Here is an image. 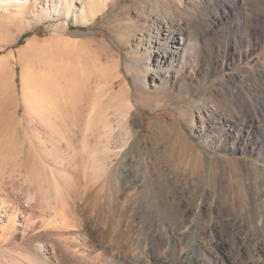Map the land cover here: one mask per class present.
Returning a JSON list of instances; mask_svg holds the SVG:
<instances>
[{
    "label": "rangeland",
    "instance_id": "374dc122",
    "mask_svg": "<svg viewBox=\"0 0 264 264\" xmlns=\"http://www.w3.org/2000/svg\"><path fill=\"white\" fill-rule=\"evenodd\" d=\"M50 2L46 4L50 5ZM72 2L74 10L80 6V0ZM104 3L105 8L89 23L80 17L38 18L36 13L42 4H36V10L6 5L11 8L8 13L0 8V206L3 204L9 210L15 208L18 213L12 227L3 212L0 214V264H127L108 246L110 233L117 231L115 225L121 222L119 213L128 209L132 218L141 223L137 237L129 242L134 241L131 245H140L139 248L168 219V208L159 205L151 180L155 184L169 176L176 182L178 190L185 188L186 192L192 187L193 195L190 196L192 193L188 191L184 200L187 203L196 200L198 208L205 205L217 207L219 203L229 206L230 197L237 206L253 207L243 202L244 193L259 188L264 194V186L257 185L263 176L264 148L262 152L243 151L231 146V137L223 142L209 140L202 143L197 131L199 114L195 111L193 115L191 104L206 86L220 82L226 73L241 70L250 59L233 65L226 60L222 72L209 78L203 76V81L188 80L146 88L134 75L133 66L138 57L143 66L151 65L146 58L149 26L155 17L154 9L161 10L159 0H107ZM64 19L68 20V25L63 26ZM219 39L224 40V37ZM216 41L205 47L203 57L209 59V54H215ZM164 45L168 46L162 42L161 47ZM70 48L75 49L77 59L82 58L79 65L75 56L69 59L73 53L70 50L69 55ZM259 54L257 52L253 57ZM71 60L77 64L79 72L82 73L85 67L90 71L81 77L79 72L77 78L74 76L77 82L74 81L72 94L69 87L73 86L71 81L74 78H70L73 76L69 75L70 69L67 70L73 64ZM106 60L114 63L118 70L110 80L97 69ZM91 62L95 68L89 66ZM65 64H69L68 67ZM185 66L188 70V65ZM24 79L27 80V92ZM107 83L112 85L111 89L123 84L130 88L127 99L131 108L124 128H110L109 131L101 124L104 112L112 115V120L116 117L115 102L110 101L111 91ZM70 97L73 101L68 99ZM40 98L46 99L45 109L39 106L42 103ZM70 102H73L72 108L68 107ZM203 114L209 118L206 112ZM256 130L258 134L254 128V133L249 135V128H244L240 139L249 136L254 140L262 134L258 126ZM109 139L113 153L110 149L111 153H106ZM123 147L125 158L116 161V150ZM191 150L210 153L214 157L212 164L206 163L205 169L199 171L195 159L190 156ZM252 160L262 167L249 168ZM209 172L211 180H206ZM250 172L253 175L249 178H260L249 179ZM212 176L213 179L215 176L224 177L223 182L216 183ZM106 178L111 180L107 181L98 203L94 204L85 194L86 198L81 196L84 190L81 188L87 181L100 183ZM118 179L126 183L123 198L118 197ZM134 183L139 186L134 188ZM169 186L164 188L172 189ZM205 193L208 194L206 197ZM126 199L131 200L130 204ZM260 205H264V199ZM23 211L34 221L33 227L23 225L26 220L21 215ZM70 212L74 215H69ZM63 217L68 218V222ZM195 217L192 215L190 219ZM215 220L213 217V222ZM227 245L221 250L225 254L231 252Z\"/></svg>",
    "mask_w": 264,
    "mask_h": 264
},
{
    "label": "bare ground",
    "instance_id": "6f19581e",
    "mask_svg": "<svg viewBox=\"0 0 264 264\" xmlns=\"http://www.w3.org/2000/svg\"><path fill=\"white\" fill-rule=\"evenodd\" d=\"M105 1L107 0H80V6L74 10L71 6V3H73L72 0H51V2L50 0H0V8H4L6 10L5 13H8L7 11L11 9L9 7L10 5H19L36 10L35 5L42 4L40 11L36 13L38 18L45 16H65L67 19L80 17L84 22L89 23L91 19L96 18L97 14L105 8ZM46 2L48 4L50 2V5L46 4ZM159 3L161 5V10H157L155 7V17L151 20L149 26L150 41L147 45L149 52L146 54V58L151 65L147 67L143 66L140 64V58H136L135 66H133L135 69L133 71L134 75L144 87H157V84L164 86L169 83H185L188 80L199 81L203 76L209 78L213 74L224 70L226 67V60L232 62L231 65H233L236 62L239 63L250 59L241 70L226 73L220 82H214L206 86L199 96L193 97L194 99L191 104L193 115L195 111H198L199 114V126L197 131L198 138L202 143L206 144L209 140L213 142H223L225 139H228V137H231L233 141L230 142V144L232 143L231 146L234 148H241L243 151L251 149L252 152H262L264 148V0H159ZM6 5L9 6L7 7ZM181 15L183 17H175ZM67 19H64L65 21L62 22L63 26L69 24ZM220 37H224V40L219 39ZM214 40H217L215 54H209V59H206L207 57L204 56V58L202 56V52L205 47L210 45ZM76 42L79 41L77 40ZM162 42L166 43L168 46L164 45L161 47ZM69 45V47H71V44ZM137 45L139 46V43ZM71 48L69 49V55L71 52L73 53L71 54L72 57L70 56L69 59L75 56L74 58L79 60H75V62H78L77 64L79 65L82 58L77 59V54H74L75 49L73 48L74 51H72ZM154 48L156 49L154 50ZM257 52H260V54L253 57ZM79 54L80 53H78V56ZM68 61L67 63H69ZM188 62L191 64H188ZM76 63V66L74 63L68 64L70 67L65 64L68 67V69L67 67L66 69H70L69 75L71 74L73 76H70V78H74L73 82L71 79L69 80L73 85L69 87L70 94H72L71 91L75 89L74 83L77 82L76 76L80 73L81 77V74L89 71L88 67H82L84 70L82 69V73L79 72L81 70H76ZM8 64L9 63L6 65ZM90 64L95 68L92 62L89 63V66H91ZM185 65H188V70ZM3 66L5 68L4 64ZM9 66L10 65H8V67ZM248 68L250 71L247 73L245 69ZM79 69H81V67ZM97 69L108 80L115 77L117 70L115 69L114 63L111 61L103 63L97 67ZM92 71L94 70L92 69ZM85 73L83 75H85ZM88 74H90V71ZM26 81L27 80L24 79L23 82L25 91L28 87ZM220 84L222 85L221 87H219ZM109 85L108 87L110 88L108 90L109 92L111 91L109 96L112 98L110 101L114 100L115 102L116 117L112 120L110 118L112 115L110 116L109 113H106V115L104 112V114H101L103 115L101 124L103 128H108L107 130L110 128H124L127 125V112L131 108V104L127 99L130 88L126 84H123L117 89H111L112 85ZM27 97L29 98V95H27ZM73 98L70 97L68 99L73 101ZM69 105L72 108L73 102H70L68 107ZM204 112L207 113L205 115L209 116V118L204 116ZM120 119H123V122L120 121ZM255 123L259 127V130L261 128V132L259 133L262 134L258 135L254 140L249 136L241 140L240 134L244 128H249V135L254 133V128L255 132L258 134ZM108 133L107 135L113 134V132ZM110 135L108 137H110ZM102 141H104V139H102ZM107 142L109 147H107L106 150L108 151L106 153L112 152V148H110L111 145L109 144L110 139ZM184 143L187 144L186 142ZM217 147L219 148V144ZM124 148L125 147L118 151L116 150L118 159L116 161H123L125 158L126 153H124ZM190 156L192 160L195 159L198 170L201 172L205 169L206 163L208 165V163L210 164L214 159L210 153L201 151L195 153L191 150ZM94 160L96 161V159ZM92 165H94V162ZM250 165L249 168L252 169H259L262 167L255 160H252ZM252 172L248 173V178L253 175ZM256 173L257 172H255V174ZM208 174L206 180H211V172ZM262 175L261 180L257 181V185L263 187L264 169ZM222 178L215 176L213 179L212 176V179L218 184L223 182ZM259 178L260 177L254 176L249 179L258 180ZM110 180L106 178L100 183L97 181L94 183L85 181V187L81 188L84 189L82 191L83 195L85 194L90 200L92 199L94 204L98 203L107 181ZM121 180L118 179L120 182L118 185V197L120 196L123 198L126 193V183ZM152 181L153 180H151L150 185L157 191L156 195L158 196L159 205L168 208V219L158 227V230L156 228L157 232L153 231L155 233L151 235L150 240L145 241L139 248L140 245L137 244V241L136 244L138 247L131 245L134 241L131 244L129 242L137 237L138 231L141 229V223L136 222L132 218V213H128V209H124L120 212L119 217L121 222L115 225L117 228L114 226V229L118 230L113 231V234L109 232V245L107 244L117 251L115 253H117L119 258L125 259L129 264H264V205H260L264 199V194L259 191V188L258 190L253 189L251 192L244 193L243 202L254 205L253 207L235 205L234 198L230 197L232 195L227 193L231 201L229 206H222L219 203L217 207L205 205L198 208L199 205L196 203V200L193 201L195 205L192 204L193 202L187 203L185 202L186 199L184 200L188 191L192 193L190 196L193 195L194 192H192V187L186 189V192L185 188L178 190L175 188L177 186L176 182L169 176L162 180L160 179V181L157 180L158 182L155 184ZM137 183H134L132 186L137 188L139 186ZM161 185H171L172 189L167 190V187L164 188V186L161 187ZM83 195L81 196L86 198L85 195ZM206 195L208 194L205 193L204 197H206ZM86 201L89 202V200ZM123 201L125 200L123 199ZM80 202H82V200ZM130 202V199H126L127 204H130ZM89 204H91V202ZM14 209L9 210L7 206L3 204L0 206V214L2 215L1 212H3V216L5 218L7 217L8 225L11 227L15 225V218L18 214ZM72 213L70 212L69 215ZM66 214L67 217L68 213ZM21 215L26 219L23 225L28 227L34 224V221L31 220L27 213L23 211ZM192 215L196 216L194 220L190 219ZM213 217L216 219L214 222ZM63 218L64 220L68 219L65 217ZM66 222H68V220ZM123 225L125 226L124 230H122ZM143 227L145 226H142V228ZM225 244L232 255L230 253L225 254L221 251L223 247H226ZM8 251H10V249Z\"/></svg>",
    "mask_w": 264,
    "mask_h": 264
},
{
    "label": "crops",
    "instance_id": "0c3cea01",
    "mask_svg": "<svg viewBox=\"0 0 264 264\" xmlns=\"http://www.w3.org/2000/svg\"><path fill=\"white\" fill-rule=\"evenodd\" d=\"M42 100V103L39 105V106H41L42 108H44L45 109V104H46V99H41ZM28 103V102H27ZM30 103V102H29ZM28 103V104H29Z\"/></svg>",
    "mask_w": 264,
    "mask_h": 264
}]
</instances>
